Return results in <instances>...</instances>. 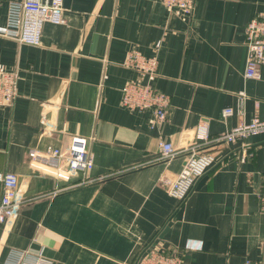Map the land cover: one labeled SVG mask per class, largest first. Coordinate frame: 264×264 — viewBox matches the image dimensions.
<instances>
[{
    "label": "crops",
    "instance_id": "1",
    "mask_svg": "<svg viewBox=\"0 0 264 264\" xmlns=\"http://www.w3.org/2000/svg\"><path fill=\"white\" fill-rule=\"evenodd\" d=\"M14 1L0 0V25ZM261 12L264 0H196L191 16L164 0H71L39 45L0 36V66L19 74L16 99L0 107V171L18 175L27 199L0 223V264L23 251L49 264H134L147 248L182 264L264 260V133L215 141L264 116V66L245 75V26ZM132 50L157 56L154 85L170 97L154 127L150 110L121 102L140 77L125 63ZM73 136L88 139V172L62 179L32 164L31 149L66 152ZM160 140L176 155L161 159ZM191 147L216 161L181 200L161 180L179 174Z\"/></svg>",
    "mask_w": 264,
    "mask_h": 264
},
{
    "label": "built area",
    "instance_id": "2",
    "mask_svg": "<svg viewBox=\"0 0 264 264\" xmlns=\"http://www.w3.org/2000/svg\"><path fill=\"white\" fill-rule=\"evenodd\" d=\"M196 0H164L169 10H177L186 16L194 12ZM64 0H18L10 4L7 22L0 25V36L14 38L22 43L39 45L46 22L66 23ZM248 57L245 75L257 78L264 66V12L252 17L245 26ZM162 41L156 42V48ZM126 65L135 69L140 77L122 87L121 102L131 110H150L151 126H157L167 117L170 97L154 85L157 76V56H145L139 50H132ZM19 74L16 70L0 66V107L10 106L18 95ZM234 112L227 107L223 115ZM264 133V116H255L250 121H241L236 126L215 138L216 142H235L251 135ZM207 134L201 135L206 139ZM160 158L176 155L174 144L168 140L159 141ZM198 148V147H197ZM191 147L182 170L175 177H163L161 183L168 192L181 200L186 199L196 181L215 163L214 152L199 151ZM29 157L34 166L58 178H72L81 172H88L94 165V156L84 136H73L68 151L57 146L43 150L31 149ZM0 183L3 194L0 197V223L10 224L27 201L14 172H1ZM260 208L264 212V187L258 194ZM13 264H49L41 257L28 251L16 253ZM134 264H182V255L165 249L147 248ZM243 264H264L263 259L245 258Z\"/></svg>",
    "mask_w": 264,
    "mask_h": 264
},
{
    "label": "water",
    "instance_id": "3",
    "mask_svg": "<svg viewBox=\"0 0 264 264\" xmlns=\"http://www.w3.org/2000/svg\"><path fill=\"white\" fill-rule=\"evenodd\" d=\"M70 1H71V0H64L65 5L69 7V5H70Z\"/></svg>",
    "mask_w": 264,
    "mask_h": 264
}]
</instances>
